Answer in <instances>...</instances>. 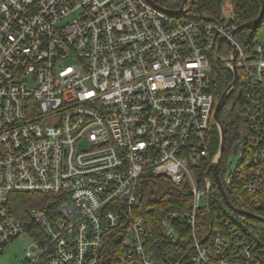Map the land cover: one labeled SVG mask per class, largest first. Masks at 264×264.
Returning a JSON list of instances; mask_svg holds the SVG:
<instances>
[{"label":"built area","instance_id":"1","mask_svg":"<svg viewBox=\"0 0 264 264\" xmlns=\"http://www.w3.org/2000/svg\"><path fill=\"white\" fill-rule=\"evenodd\" d=\"M154 1L178 10L185 0ZM187 11L145 0H0V254L26 235L21 264L118 255L117 264H182L155 259L134 211L142 182L164 177L190 196L182 223L177 213L161 221L166 238L185 239V264H264L235 224L203 226L211 180L192 171L209 153L212 73L234 66L250 130L242 184L264 193V11L247 51L231 17L203 23ZM15 193L54 203L28 207L24 222Z\"/></svg>","mask_w":264,"mask_h":264},{"label":"trees","instance_id":"2","mask_svg":"<svg viewBox=\"0 0 264 264\" xmlns=\"http://www.w3.org/2000/svg\"><path fill=\"white\" fill-rule=\"evenodd\" d=\"M223 0H191L190 7L185 14L187 20L196 22H218L221 17ZM231 20L238 26L257 17L259 12L258 0H230ZM258 29L247 28L236 34V39L244 50H249L252 38ZM247 31H249L247 33ZM232 72L228 68L213 71L209 91L217 101L220 99L226 87L232 82ZM219 120L225 135V144L221 160L218 164V172L225 193L235 207L264 217V193L251 194L243 188L242 175L244 160L247 158L248 140L250 130L247 126L244 113V89L236 84L224 100L219 110ZM209 153L206 160L200 161L197 167L192 168L198 181L206 175L211 180L209 191L210 214L201 218L203 226L208 227L209 220L213 218L226 219L235 224L245 237L256 243L264 253V223L257 219L238 215L229 209L214 183L212 172L209 169L211 157L219 148L220 135L214 123L210 125L207 136ZM238 155L236 169L231 173L226 172L225 163L229 155ZM231 177L226 183V178ZM12 211L22 221L26 222V209L28 207H46L54 203V196L50 194H12ZM190 202L186 184L173 187L164 177H147L141 184L138 201L134 205V211L145 220L144 243L158 260L180 262L185 264L187 256H184L187 247L183 236L177 239L165 237L161 221L170 213L179 215V224L182 223L180 213ZM258 204V205H257ZM181 227V226H178ZM186 232V228L183 229ZM183 238V239H182ZM120 256L108 257L104 264H117Z\"/></svg>","mask_w":264,"mask_h":264},{"label":"water","instance_id":"3","mask_svg":"<svg viewBox=\"0 0 264 264\" xmlns=\"http://www.w3.org/2000/svg\"><path fill=\"white\" fill-rule=\"evenodd\" d=\"M145 1L148 2L149 4H151L152 6H154L155 8H157V9L161 10L162 12L167 13L169 15H180L181 13L187 11L186 9H183V6H184L186 0L183 2L180 9H178V10L167 9V8L159 5L158 3H156L154 0H145ZM258 1H259V12H258L257 17L253 20H250V21L245 22L241 25H238L232 31L233 35L238 33L239 31H241L243 29L254 28V27H257L259 25L260 20H261L262 15H263V11H264V3H263V0H258ZM235 57H236V51L234 50L232 62H234ZM232 76H233L232 82L226 87V89L222 93L220 99L217 101L215 108H214V111H213V115H212L213 121L219 130L220 143H219L217 155L213 158V161L210 164L209 169L212 172L214 183L218 187L220 194H221V197H222L225 205L229 209H231L234 213H236L238 215H244V216H247L249 218L257 219L258 221L264 223V217L257 215V214H254L252 212L243 210V209H239V208L235 207L233 204H231L226 193H225V190H224V187L221 183V180L219 178L218 164L221 160L223 149H224V144H225V135H224L223 127H222L221 122L219 120V110H220L221 105L223 104L224 100L228 96V94L231 92V90L237 84L238 74H237V70L234 66L232 67Z\"/></svg>","mask_w":264,"mask_h":264},{"label":"rangeland","instance_id":"4","mask_svg":"<svg viewBox=\"0 0 264 264\" xmlns=\"http://www.w3.org/2000/svg\"><path fill=\"white\" fill-rule=\"evenodd\" d=\"M76 17H77V13H73L66 19L65 22L71 21ZM221 17L224 19H229L231 17L230 0H223ZM248 32L249 31H247V33ZM259 37H260V29H257L254 40L258 39ZM217 152L218 149L211 157V160L217 155ZM238 160H239L238 155L235 154L229 155L225 163L226 172L232 173L236 169ZM29 242H30V238L26 235H20L18 238L11 241L9 245L5 247L3 252L0 254V264H21L24 258V249Z\"/></svg>","mask_w":264,"mask_h":264}]
</instances>
